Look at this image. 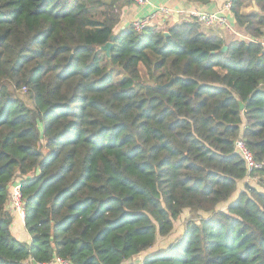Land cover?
<instances>
[{
	"label": "trees",
	"instance_id": "trees-1",
	"mask_svg": "<svg viewBox=\"0 0 264 264\" xmlns=\"http://www.w3.org/2000/svg\"><path fill=\"white\" fill-rule=\"evenodd\" d=\"M131 2L0 0V264H123L185 211L143 264H264V191L235 149L264 163V16L241 14L264 0H233L248 40L229 44L194 19L116 34ZM16 179L31 244L11 233Z\"/></svg>",
	"mask_w": 264,
	"mask_h": 264
},
{
	"label": "crops",
	"instance_id": "crops-1",
	"mask_svg": "<svg viewBox=\"0 0 264 264\" xmlns=\"http://www.w3.org/2000/svg\"><path fill=\"white\" fill-rule=\"evenodd\" d=\"M150 4L139 6L135 3L131 2L129 5L125 6L121 12V21L116 29V34L127 29L131 23L135 20L154 16L152 19V26L157 28L158 30L166 31L172 27L173 25L182 22L191 20V14L193 12H219L223 10L224 3L226 0H212L211 3L207 5L200 4L198 2L187 1V0H150ZM160 8H167L171 10V14L169 16L164 15L159 11ZM228 18L235 25L237 29L235 18L232 12H227ZM241 14L250 15V14H260L264 16V13L254 4L247 3L241 9ZM208 29V28H207ZM209 31H204L208 36L218 37L225 41L227 44L233 42L235 39L240 38V40H248L247 36L237 30V34H231L221 28H209ZM214 31V32H213ZM165 32V33H166ZM20 186V180L16 179L10 189V193L13 192L16 188ZM7 209L9 210L11 217L13 219L11 225V233L12 235L19 241L31 244L32 236L26 229L25 221H22L19 215L12 211L9 207V202L7 205ZM158 243V242H157ZM167 246V248L172 244ZM167 248L159 249L156 252H152L148 255H143V253L139 256H136L130 261L124 262L123 264H141L148 257H153V255H158L160 252L165 251ZM149 251V250H148ZM28 264H36L32 261H29Z\"/></svg>",
	"mask_w": 264,
	"mask_h": 264
},
{
	"label": "built area",
	"instance_id": "built-area-1",
	"mask_svg": "<svg viewBox=\"0 0 264 264\" xmlns=\"http://www.w3.org/2000/svg\"><path fill=\"white\" fill-rule=\"evenodd\" d=\"M133 3L139 6L150 4V0H132ZM233 0H226L223 6V10L219 12H193L191 14V19H194L200 23L205 28H221L231 34H237V29L235 25L228 18L227 12H232ZM160 13L169 16L172 12L167 8H160ZM154 16L141 18L135 20L131 23L129 27L138 34H142L145 30L152 26V19ZM260 43L264 48V35L260 39ZM25 91V89L23 90ZM236 152L240 155L242 160L245 162L246 169L248 171L247 180L256 179V175L264 169V163L258 162L255 159L254 154L249 149L246 141L244 139H238L235 143ZM9 207L12 211L16 212L22 221H25V208L22 199V193L20 186L11 192L9 197ZM49 264H71L69 261L63 260L59 257H56ZM143 264V263H141Z\"/></svg>",
	"mask_w": 264,
	"mask_h": 264
},
{
	"label": "rangeland",
	"instance_id": "rangeland-1",
	"mask_svg": "<svg viewBox=\"0 0 264 264\" xmlns=\"http://www.w3.org/2000/svg\"><path fill=\"white\" fill-rule=\"evenodd\" d=\"M201 28H202V31H209L207 28H205L203 26ZM238 39H240V38H238ZM142 72L144 75V73H145L144 67L142 68ZM255 178L256 179H254V180H247L246 179L245 183L247 182L252 187H255L258 190L264 191V181H261V176L257 175ZM243 188H244V185H240L239 190H241ZM221 208L225 209L226 205H222ZM189 219H190V213H189V211H185L183 213V215L175 222V229H174L173 234L171 236H169L168 238H159L158 243L155 245V247H153L149 251L143 253V255H148V254H151L152 252L158 251L159 249L167 248V246L170 244V242L174 243L181 235L184 234L185 228H186V223Z\"/></svg>",
	"mask_w": 264,
	"mask_h": 264
},
{
	"label": "water",
	"instance_id": "water-1",
	"mask_svg": "<svg viewBox=\"0 0 264 264\" xmlns=\"http://www.w3.org/2000/svg\"><path fill=\"white\" fill-rule=\"evenodd\" d=\"M165 35L166 36H168L169 35V33L167 32V33H165ZM115 40V36H113L112 38H111V41H114ZM255 40V39H254ZM112 43H109V44H107L105 47H103V50H105V51H107V53H110V51H111V49H112ZM228 50V47L227 46H224L223 47V49H222V52H226ZM171 86V84H168V85H165V86H159L158 88L159 89H165L166 87H170ZM240 108H241V110H243L244 109V105L242 104V103H240ZM153 256H156V254L155 255H153ZM151 257V256H150ZM149 258V257H148ZM147 259V258H146Z\"/></svg>",
	"mask_w": 264,
	"mask_h": 264
}]
</instances>
